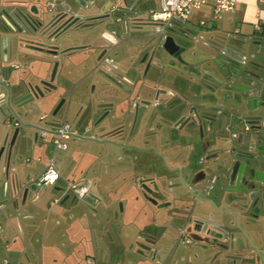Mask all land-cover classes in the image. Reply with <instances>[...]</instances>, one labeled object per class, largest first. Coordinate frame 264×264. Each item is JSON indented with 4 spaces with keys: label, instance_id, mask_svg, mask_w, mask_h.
Returning <instances> with one entry per match:
<instances>
[{
    "label": "crops",
    "instance_id": "0c3cea01",
    "mask_svg": "<svg viewBox=\"0 0 264 264\" xmlns=\"http://www.w3.org/2000/svg\"><path fill=\"white\" fill-rule=\"evenodd\" d=\"M79 1L86 3L92 0ZM103 1L105 0L95 1L96 5H98L97 9L83 11L79 8V10L81 9L79 14L81 16L94 15L100 17L103 12L99 8ZM127 1L130 2L132 0ZM213 3L214 0L210 2L209 24L205 23V19L192 21L189 18V21L184 25V28L189 30V33L193 34L195 32L193 34L195 36L193 47L195 48L193 50L187 48V51H189L185 52L184 59L188 67L183 68L182 72L186 71L189 75L183 77L187 81H197V76L206 78L203 72L214 73L217 79H221L224 76L222 66H218L217 62L225 59L209 49L207 43L203 42L206 40L209 43L213 42L222 45L237 55L243 56L247 64L245 69L254 74L258 73V70L251 67L249 62L264 66V4L258 3L257 0H237L233 11L224 13L221 18L214 20L211 12ZM115 4L125 7L127 3L123 4L118 0ZM159 4L160 0H142V5L145 9L144 13L148 15L150 11L157 10ZM65 5L71 7L73 11L78 10V7L75 6V0H65ZM200 23H203V25ZM258 24L260 25V31L256 32L255 26ZM116 26H120V28H116ZM248 26L251 27V31L243 33L242 29ZM112 30L115 31V35L111 39L113 44L110 45L113 46L116 41H119L120 45L114 50L118 53L117 59L120 63L126 64L125 57L129 51L126 44H121L128 37L127 33H125V28L123 24L119 23L115 24ZM101 37L99 42H97L95 36L90 35L81 38L71 36L69 38V41L65 43L66 46L75 43L89 45L88 49L80 50L77 53L78 55L71 57V62L79 63L80 71L76 70L69 74L68 67H63L59 73V80L54 83L59 87L58 92L53 97L54 100L43 105L36 116L24 120L25 122L33 123L44 115L45 118L41 123H50L52 111L55 109L59 99L63 98L66 102L58 111L57 120L58 122L70 124L78 133V137L70 138L67 141V149L65 151H57L52 154L61 176L54 186L41 191L35 190L34 198L29 201L28 196L25 203H22V196L19 195L13 204L9 206L0 205V251L3 249L5 252V256L0 258V264H80L82 261L86 264H149L147 258L142 256L141 246L117 244L115 245L116 249L123 250L121 254H117L113 253L115 249H112L110 244L149 243L153 245L152 249H154L155 246L161 244L160 242L164 238L170 239L172 235L171 233L170 235L168 234L170 222H179L176 218L177 215L160 212L151 213V217L153 216L154 221L157 223H148L147 214L141 208L137 212L132 211L133 196L131 189H135L139 194L141 180H144L146 174L152 173L156 175L159 172L163 173V171L154 168L157 171L155 173L154 170L149 171L144 168L138 161L140 154L137 151L130 152L132 159H118L116 156L120 155V149L112 148L109 145H100L88 140L90 138H96L101 141L106 140L107 120L104 119L98 127H94L95 121L101 116V113L93 110L95 102L92 100L91 91L88 96L85 86H83L85 81H65L62 85L63 89L60 88V84L64 80L62 78L66 80L70 75L73 78L83 77L84 80L87 79L88 81L91 79L93 82L89 84L88 91L91 85L96 84L98 77L93 74L90 75V70L97 64V57L102 49H107L109 46ZM147 40L148 42H146ZM147 40L144 41L145 52H147V47L152 44L150 39ZM15 46L16 44L14 43L12 55L22 56ZM232 66L239 68L235 64H232ZM168 71L165 69L164 81H172ZM10 75V78H26L25 76H27L24 71L11 72ZM152 76H155L153 72L150 73L149 77ZM261 78H264V76ZM208 81L214 83L212 78H209ZM60 95L61 97H59ZM205 95L209 96L207 93ZM220 104L227 108L231 106L229 100H224ZM63 108L66 115L58 117ZM67 111L73 113V122L69 121ZM2 122L3 119L0 118V137L3 135ZM42 126L46 129H51L46 125ZM135 142H138L137 137ZM46 144H51L50 138L39 139L38 144L24 147L20 154L22 155L21 161L17 160V158L14 159L11 170L19 174V181L22 184L34 182L42 174L46 162L52 156L50 158L47 156L44 160L40 156L35 158L34 154L38 151H46ZM88 144L89 146L87 147L86 145ZM81 146H84L85 149L83 150ZM93 146L101 149H99L101 151L99 153L101 159L105 157L101 161L103 164H99L101 165L99 170L97 166H94L96 163L95 151L97 149L94 151ZM4 161L3 156L0 161V187ZM32 162H34L33 165ZM113 172L116 174H113ZM208 172L211 176L210 179L214 181L208 197L217 206L228 205L215 195L219 192L221 186H227L224 180L225 172L217 171L210 167V164H208ZM68 182L92 183L90 194L85 201L79 203L67 192L66 183ZM4 200L5 197L1 189L0 202ZM116 203H120V217L114 215ZM254 210L251 209L250 212H245L241 208L237 209L240 214L241 228L247 236L232 227L229 230L230 239L225 243L227 249L222 250V254L215 259L216 261L218 260L216 262L213 261L211 253L216 249L208 246L207 248L210 249L211 247V250L205 255V264H264V210ZM134 212L135 214H133ZM210 213L216 216L213 219L215 221H219L220 216H226L222 212L214 211L209 204L205 203V213L197 209L191 217L207 219ZM115 217L119 218L118 221ZM250 217L252 223L248 221ZM230 219L235 220L234 217ZM116 223L117 227L114 226ZM236 233L241 236L242 241L236 242ZM248 237L252 243H255L259 253L252 249L255 251L252 255L237 254V251L244 250L245 253H248L251 249L247 244ZM176 240L173 237V243H177ZM166 247H168L167 244ZM124 250L126 251L125 256ZM113 254L116 256L115 260L112 258ZM129 255L133 258L131 259ZM164 262L166 264H180V260L175 258V254L172 256L169 251L165 255ZM190 263L188 259L183 264Z\"/></svg>",
    "mask_w": 264,
    "mask_h": 264
},
{
    "label": "flooded vegetation",
    "instance_id": "af4514ba",
    "mask_svg": "<svg viewBox=\"0 0 264 264\" xmlns=\"http://www.w3.org/2000/svg\"><path fill=\"white\" fill-rule=\"evenodd\" d=\"M50 2L51 6H49ZM126 3L125 7H121L112 0L103 1L100 8L98 7L103 12L99 17L81 16L79 11L82 8L76 0L75 6L78 7L76 11H73L71 7L67 9L65 0H1L3 18L7 26L3 27L6 36L2 42L0 60L9 74L7 81L20 79L33 83L49 82L53 68L57 65L56 73L51 80V84L57 87L54 83L59 80L60 70L68 67L69 74L76 70L80 71L79 63L71 62V57L78 55L80 50L89 48V45H79V43L66 46L64 40L66 35L81 38L83 35L87 36L99 31L101 37L115 32L112 30L115 24H123L128 36L121 42L127 45L129 51L127 56L125 55L126 64L120 63L117 59L118 53L114 49L120 43L116 41L113 46L109 45L107 49H102L97 57L101 63L104 62L106 69L100 68L98 66L100 63H97L89 73L100 77L103 81L99 85L93 84L91 88L92 100L95 102L93 110L101 113L94 127H98L104 119L107 120L106 141H112L124 147L118 148L121 150L118 159L131 158L130 152L137 151L140 154L138 161L144 168L149 171H153L154 168L163 171L156 175L146 174L144 180H141L139 187L141 210H148L152 214L162 212L181 216L177 221L182 224V228H185L188 236L192 235L187 243H213L207 236L210 230L205 227V224L187 226V220L194 213L197 202L205 204V200L210 199L208 196L214 181L210 179L207 159L226 150L236 153L242 146L238 134H243L244 139H252L255 138V133L252 125L245 122L247 116L243 115L238 108L230 113L231 124L237 125V132H232L228 141L219 143L217 146L207 147L208 140L205 138V132H191L187 128L191 122L189 112L198 107V99L192 97L190 87L194 84L200 85L204 81H177V78L178 74L189 75L186 71L182 72L188 64L184 59L187 48L181 43L187 38L195 40V36L184 26L164 29L165 37L173 38L175 43L184 49L177 57L180 58L179 60L169 56L162 49V37L156 31L157 25L144 13L142 0ZM84 4L91 9L97 6L95 0ZM20 11L33 23L34 32L30 29L24 31L21 28L16 19ZM178 33L181 34L179 41L173 37ZM147 39H150L152 44L145 52L144 41ZM14 43L16 50L22 56L12 55ZM69 48L75 50L68 53L69 56L66 57V54L62 52ZM163 57L166 58L163 59ZM165 69L169 70L168 75L172 81L163 80L166 74ZM18 71L26 72V78H10L11 72ZM151 72L155 74V81H146ZM71 76L66 80L62 78L64 79L62 81L83 80V77ZM102 105H106L105 111L101 109ZM226 108L221 105L219 110L221 117L227 114ZM103 116V120L98 122ZM228 128L227 125L226 132ZM216 136H224V133ZM36 143H39V139ZM127 146L137 147L138 150L127 149ZM251 146V142H246V149L250 153ZM260 147L264 148V144H260ZM229 156V154L218 155L217 171L225 172L219 167L224 165L225 158H231ZM154 172L157 171L154 170ZM224 177L228 183L227 174ZM162 179H165V183L168 184V188L163 187L164 194L156 186ZM195 191L198 192L193 195ZM181 202L184 206L171 207ZM188 205H193V208ZM196 230L200 236H206L207 241L193 238ZM177 243L180 242L177 241ZM181 243L185 242L181 241Z\"/></svg>",
    "mask_w": 264,
    "mask_h": 264
},
{
    "label": "water",
    "instance_id": "95a60500",
    "mask_svg": "<svg viewBox=\"0 0 264 264\" xmlns=\"http://www.w3.org/2000/svg\"><path fill=\"white\" fill-rule=\"evenodd\" d=\"M112 1L115 3L118 0ZM120 1L123 4L127 2V0ZM76 3L80 5L83 11L91 9L84 4V1L81 3L79 0H76ZM97 6L94 7L97 9ZM69 8L67 6V9ZM3 14V8L0 4V52L2 42L6 36L3 27L7 26ZM7 16L10 17V15ZM17 16L16 19L24 31L30 29L34 32L33 23L27 19L22 11ZM69 38L70 36L66 35L64 39L65 43L69 41ZM101 38L109 45L113 44L103 36ZM191 38L194 37L191 36ZM203 42L207 43L209 49L224 57L225 60L217 62L218 66H222L224 76L221 79H217L214 73L205 72H203V75L206 78L197 76V81L204 82L190 87L192 97L198 99V107L189 112L191 122L187 125V128L191 132H205V138L208 140L207 147L217 146L219 143L228 141L230 139L229 135L232 132H237V125L233 126L231 124L230 120L232 116L230 113L238 108L243 115L247 116L245 117V122L252 125L253 132L255 133V138L252 139H244L243 134H238V136L240 135L239 141L242 143V146L236 153H230L226 150L207 159L210 167L218 169V155L229 154V157H231L229 159L225 158L223 161L224 165L219 167V169L225 171L229 182L226 187L221 186L219 192L215 194L228 205L217 206L211 199L205 200V203L209 204L214 211L222 212L226 216H220L219 221L213 220L216 217L213 213L208 214L207 219L192 217L193 224H205V227L209 228L210 233L207 236L211 238L213 248L226 250L227 246L224 243L230 239L229 230L232 227H235L246 236L241 228L240 214L237 209L241 208L245 212H250L251 209H255L254 211L264 210V148L260 147V144H264V78H261L264 76V66L249 62L251 67L258 70V73L254 74L245 69L247 64L243 56L237 55L222 45L213 42L209 43L208 40ZM161 43L162 49L174 58H177L184 51L171 37H167ZM73 50L75 49L69 48L62 53H65L66 57H68V53ZM52 55L55 56L54 54ZM177 59L179 60L180 58ZM97 63H100L98 65L100 68L106 69L105 64H103L104 62L101 63L100 59H97ZM232 64H235L239 68H234ZM56 70L57 65L53 68L51 80ZM8 76V71L0 60V118L3 119V135L0 137V161L3 156L5 159L3 167L1 166L0 187V190H3L5 200L0 202V205L4 204L6 206L13 204L19 195L22 196V203H25L30 192H35L34 182L22 184L19 181V174L11 170V165L15 158L19 161L22 160L21 151L29 143L36 145L38 139L50 138L51 140L55 130L62 124V122H58L57 120V113L66 102L63 98L59 99L55 109L51 113L50 123L42 124L43 120L40 119L33 123L25 122L26 118L36 116L43 105L54 100L53 97L58 92L59 87L53 86L51 80L49 82L37 81L36 83L20 79L7 81ZM208 77L212 78L214 83L208 81ZM146 81H155V76L149 77ZM177 81H186V79L178 75ZM64 83L65 81L60 84L61 89H63L62 85ZM205 93L209 94V96L205 95ZM201 99L204 101L202 102ZM223 100H229L231 106L226 108L227 114L221 117L219 110L221 108L220 103ZM105 107L106 105H102L101 109L105 111ZM103 118L104 116L98 122L102 121ZM41 124L51 129H46ZM227 125L229 128L226 132ZM223 133L224 136H216L223 135ZM88 140L100 145H109L116 149L124 148L122 145L112 141H101L91 138ZM246 142L252 143L251 153L246 149ZM126 148L138 150L134 146H127ZM114 156L116 155L114 154ZM197 192L192 193L194 195ZM231 217H234L235 220H231ZM252 249L259 253L257 247L254 246Z\"/></svg>",
    "mask_w": 264,
    "mask_h": 264
},
{
    "label": "rangeland",
    "instance_id": "374dc122",
    "mask_svg": "<svg viewBox=\"0 0 264 264\" xmlns=\"http://www.w3.org/2000/svg\"><path fill=\"white\" fill-rule=\"evenodd\" d=\"M147 2H150V1H147ZM146 7V6H145ZM142 9V8H141ZM209 10H210V4L209 5H207L206 7H205V9H203V10H201V11H194V12H192L191 13V15H190V20H192V21H197V20H199V19H205V23H207V24H209V22H210V20H209V18H210V12H209ZM204 15H205V17H204ZM116 28H120V26H116ZM243 31V33H247V32H250L251 31V27H245V28H243L242 29ZM189 31V30H188ZM193 32V31H192ZM195 32H193V34H194ZM179 34V35H178ZM178 34H176V35H174L173 37L175 38V40H177V41H179V36H181V34L180 33H178ZM90 36H95V38L97 39V42H99V39H100V35H99V31L97 32V31H95V32H93V33H91L90 34ZM187 40H189V41H187ZM187 40L185 41V42H182L181 44L184 46V47H186V48H189V49H191V50H193L195 47H193L194 46V40H192V39H188L187 38ZM146 42H148V40L146 41ZM189 51V50H188ZM187 51V52H188ZM184 56H185V54H184ZM164 58H166V57H163V59ZM236 67V66H235ZM179 75V74H178ZM180 76V75H179ZM102 79L100 78V77H98V80L96 81V83L99 85L101 82H103V81H101ZM83 81H85L84 83H83V86H85V90H86V92H87V94H88V96H89V93H90V91H91V88L93 87V85H91L90 86V89H89V91H88V87H89V84L91 83V82H93L91 79H89V81L86 79V80H84L83 79ZM68 112V111H67ZM66 114H65V109L63 108L62 110H61V112L58 114V117L59 116H65ZM68 119H69V121L70 122H73V118H72V116H73V113L72 112H68ZM89 143V142H88ZM32 144H28V146H31ZM87 147L89 146V144L88 145H86ZM81 148L84 150L85 148H84V146H81ZM71 149V148H70ZM93 149H94V151H95V149H97L96 151H95V153H96V163H95V167L97 166V168H98V170H99V168H100V166L101 165H99V164H103L101 161H102V159H104L105 157H102V159H101V157L99 156V153H101V149L100 148H97V147H94L93 146ZM100 149V150H99ZM93 151V152H94ZM47 152V153H46ZM53 152H54V148H53V146H52V144H46V151H38L37 153H35L34 154V157L35 158H37L38 156H40L42 159H46V157L48 156V158H50L51 156H52V154H53ZM34 159V158H33ZM34 164V162H32V165ZM115 165V164H114ZM99 172V171H98ZM113 174H116V173H114L113 172ZM166 182V180L164 179H162L161 180V182H159V183H157L156 184V186H157V189L159 190V191H161L163 194L165 193V191L163 190V187H165V188H168V184L167 183H165ZM168 190V189H167ZM131 194H132V196H133V203L131 204V209H132V211L134 210L135 212H137V211H139V209L142 207V200H141V195H140V193L138 194L137 193V191L134 189H131ZM31 198H34V193L33 192H30V194H29V201L31 200ZM137 199H138V201H137ZM86 200V199H85ZM84 200V201H85ZM122 203V202H121ZM194 205V204H193ZM193 205H188V206H193ZM169 206H171V205H169ZM180 206H184V205H182V202L179 204V203H177V204H175V205H172L171 207H180ZM202 206V207H201ZM204 207V209H202ZM193 208V207H192ZM197 209H199L200 210V212H204L205 213V204H200L199 202H197V205H196V208H195V210H197ZM114 210H115V213H114V215H117L118 217H120V203H116L115 204V206H114ZM143 211V210H142ZM148 210H144L143 212H145L146 214H147V222L149 223H152V222H156V221H154V217L152 216L151 217V213L148 211ZM135 212L133 213V214H135ZM143 214V213H142ZM176 218L178 219V218H181V216H176ZM115 219L118 221V219L119 218H116L115 217ZM115 219H114V221H115ZM156 220H158L157 218H155ZM193 219H192V217H190L188 220H187V222H188V224H187V226H192V224H193V221H192ZM117 221H115V222H117ZM159 221V220H158ZM248 221L249 222H251L252 223V220H251V218L250 219H248ZM157 223V222H156ZM153 224H155V223H153ZM114 226L115 227H117V223L116 224H114ZM180 227H182V224H180L179 222H173V223H171L170 222V227H168L169 228V235H170V233L172 234L171 235V237H170V239L169 238H167V239H163L160 243L161 244H158L157 246H155V248L154 249H152V247H153V245H150L149 243H113V244H110V246L112 247V249H115L114 250V252L113 253H117V254H121L122 253V249H116V247H115V245H117V244H119V245H132V244H135V246H141L142 248H141V252H142V256H143V258H147V260L149 261L148 263L149 264H166V262H164V258H165V255H166V253L169 251V254L170 255H174L175 254V258H177L178 260H180V264H183V263H185V262H187L188 261V259L190 260V264H205V255L207 254V252L208 251H210L211 250V247H210V249L209 248H207L208 246H212L213 247V245L211 244V243H181V241L182 242H185V240H187V239H189L190 238V236H192V235H190V236H188L189 234L188 233H186L185 232V228H181V229H178V228H180ZM178 231V232H177ZM195 233H196V235H194L193 234V238H198L199 240H202L203 242L204 241H207V237L206 236H204V237H202V236H200L199 234V232H197V230L195 231ZM247 236V235H246ZM173 237H175V239H177L176 241H178V242H180V243H173ZM192 238V237H191ZM235 238H236V242L237 241H242V238H241V236L239 235V234H237L236 233V235H235ZM249 238V237H248ZM172 239V240H171ZM181 240V241H180ZM249 241H251L250 240V238H249V240H248V245L251 247V249L248 251V253H245V251L244 250H240V251H237L236 253L237 254H244V255H252L253 254V252L255 253V251H253L252 250V247H254V246H256L255 245V243H249ZM239 243V242H238ZM103 244V243H102ZM166 244L168 245V247H166ZM225 244V243H224ZM232 244V243H231ZM68 247V246H67ZM160 248V249H159ZM176 248H177V251H176ZM68 249V248H67ZM167 249H169V250H167ZM213 249H216L215 251L213 250L211 253H212V257H213V261H216L215 259L216 258H218L221 254H222V249H220V248H213ZM126 251L124 250V256L126 255V253H125ZM128 252V251H127ZM5 252H4V250L2 249V251H0V258H2L3 256H5V254H4ZM130 256V258L132 259L133 257L131 256V255H129ZM128 256V257H129ZM118 257V256H117ZM112 258L115 260L116 259V256L113 254L112 255ZM119 258H120V255H119ZM119 258H117L118 260H120ZM218 261V260H217ZM216 261V262H217ZM162 262H164V263H162ZM80 264H86L84 261H82Z\"/></svg>",
    "mask_w": 264,
    "mask_h": 264
},
{
    "label": "built area",
    "instance_id": "2783aa9c",
    "mask_svg": "<svg viewBox=\"0 0 264 264\" xmlns=\"http://www.w3.org/2000/svg\"><path fill=\"white\" fill-rule=\"evenodd\" d=\"M212 0H160L159 8L151 11L148 14L149 20L157 25L156 31L161 35L163 42L166 37L164 29H175L184 26L194 11H199L210 4ZM237 0H214L211 7L212 17L214 20L221 18L224 13L234 10ZM258 3L264 4V0H257ZM51 6V2L49 3ZM203 25V23H200ZM255 31H260V25L255 26ZM114 32H110L103 37L112 42ZM107 61V60H106ZM45 116H41L43 120ZM78 137V133L67 122H63L59 128L55 130L54 135L51 137V144L54 148V153L57 151H65L67 149V141L70 138ZM60 172L56 166L54 155L48 159L45 164L42 174L34 181L36 191H41L46 188L54 186L60 180ZM92 183H66V190L70 193L76 201L82 203L90 194ZM96 200V199H95ZM97 202V201H96ZM188 239L185 240V243Z\"/></svg>",
    "mask_w": 264,
    "mask_h": 264
}]
</instances>
